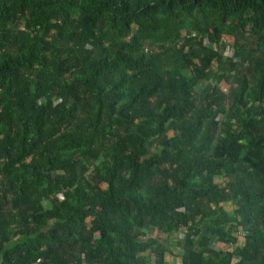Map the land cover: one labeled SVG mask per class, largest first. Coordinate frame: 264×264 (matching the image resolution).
I'll list each match as a JSON object with an SVG mask.
<instances>
[{
	"label": "trees",
	"instance_id": "obj_1",
	"mask_svg": "<svg viewBox=\"0 0 264 264\" xmlns=\"http://www.w3.org/2000/svg\"><path fill=\"white\" fill-rule=\"evenodd\" d=\"M173 255L264 264V0H0V264Z\"/></svg>",
	"mask_w": 264,
	"mask_h": 264
},
{
	"label": "built area",
	"instance_id": "obj_2",
	"mask_svg": "<svg viewBox=\"0 0 264 264\" xmlns=\"http://www.w3.org/2000/svg\"><path fill=\"white\" fill-rule=\"evenodd\" d=\"M229 51H231V50H229L228 49V52ZM157 235V230H153V232H152V237H155ZM147 239V234H145V236H141L140 237V240L141 241H144V240H146ZM213 249H215V250H222V251H230L231 250V247L229 246V244H227L226 246H223V247H221L220 246V243H217V242H214L213 244H212V246H211Z\"/></svg>",
	"mask_w": 264,
	"mask_h": 264
},
{
	"label": "crops",
	"instance_id": "obj_3",
	"mask_svg": "<svg viewBox=\"0 0 264 264\" xmlns=\"http://www.w3.org/2000/svg\"><path fill=\"white\" fill-rule=\"evenodd\" d=\"M174 254H176V252H174ZM173 257H174V255H173ZM167 261H168V264H179L177 257L172 258V257L167 256Z\"/></svg>",
	"mask_w": 264,
	"mask_h": 264
},
{
	"label": "rangeland",
	"instance_id": "obj_4",
	"mask_svg": "<svg viewBox=\"0 0 264 264\" xmlns=\"http://www.w3.org/2000/svg\"><path fill=\"white\" fill-rule=\"evenodd\" d=\"M255 41L254 40H250L249 39V44L253 45V47L255 46ZM226 54H228V50L225 51ZM227 90V88H225Z\"/></svg>",
	"mask_w": 264,
	"mask_h": 264
}]
</instances>
